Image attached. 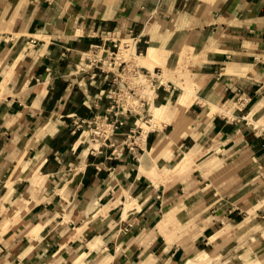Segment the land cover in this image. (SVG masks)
I'll return each instance as SVG.
<instances>
[{"label":"crops","instance_id":"obj_1","mask_svg":"<svg viewBox=\"0 0 264 264\" xmlns=\"http://www.w3.org/2000/svg\"><path fill=\"white\" fill-rule=\"evenodd\" d=\"M102 31L169 79L145 142L90 154L72 120L113 84L74 67ZM258 122L264 0H0V264H213L223 234L233 264H264Z\"/></svg>","mask_w":264,"mask_h":264},{"label":"built area","instance_id":"obj_2","mask_svg":"<svg viewBox=\"0 0 264 264\" xmlns=\"http://www.w3.org/2000/svg\"><path fill=\"white\" fill-rule=\"evenodd\" d=\"M99 38V43L91 45L87 52L82 53L74 69L77 73L88 75L90 79H95L97 74L104 78L111 77L113 86L107 91L109 103L103 114H93L89 119L74 116L73 128L74 131L80 129L78 138L83 137L84 142L97 143V146L90 145V154L98 153L101 146H113L112 139L116 135L123 136L122 146L133 150L145 142L150 132L157 129L151 122L149 109L150 101L154 103L157 97V89L165 87L161 83L163 70L160 67L149 69L139 66L122 56V50L127 53L131 46H134V54L141 55L136 50L137 36L129 34L119 37L113 32L102 31ZM123 39L127 42L123 43L124 48L121 50ZM129 121L131 126L122 130ZM142 124L151 127L145 135Z\"/></svg>","mask_w":264,"mask_h":264},{"label":"rangeland","instance_id":"obj_3","mask_svg":"<svg viewBox=\"0 0 264 264\" xmlns=\"http://www.w3.org/2000/svg\"><path fill=\"white\" fill-rule=\"evenodd\" d=\"M141 66H144V67H147V68H149V69H152L153 67H155V66H159V67H162V70H163V76H164V80L161 82L162 84H167V81H168V79H169V77H168V75H167V73L165 72V67H163L164 66V64H155L154 65V63H150V64H146V65H141ZM177 70H179V69H177ZM176 70V71H177ZM177 94H175L174 95V97L176 96ZM153 104V103H152ZM152 105H151V103H150V110H151V112H152V114H153V116H154V125L156 126H154L155 128H158V127H160V122H159V117H158V113L157 112H154L153 110H152ZM214 112H216V111H213V112H211V114H213ZM252 116V115H251ZM251 118V117H250ZM252 121H253V119H251ZM256 122V121H255ZM263 126L264 125V123H262V122H258V125L257 126H255L257 129H258V127L260 128V126ZM145 129H149L148 127H145V126H143ZM86 134V133H85ZM79 141L81 142V143H84V138L83 137H81V138H79ZM88 141V140H87ZM87 141H85V143L87 142ZM89 142V141H88ZM86 145H91V147L92 146H97V143H92V142H89L88 144L86 143ZM185 160H187V158L185 157L184 159H183V162L185 161ZM181 165V163L179 164V165H177V167L176 168H178L179 166ZM155 169V168H154ZM173 171H175V169H173ZM142 172H144L145 174H147L145 171H142ZM172 173V172H171ZM148 175V177H150L151 178V176L149 175V174H147ZM161 176V174L158 176V177H156V178H151L153 181H155L156 182V180L159 178ZM165 178H167V175H166V173L164 174V176H161V180H164ZM263 217H264V214H263ZM262 220H264V218L262 219ZM262 226H260V227H258V228H261ZM38 228V227H37ZM34 230H36V229H34ZM228 237V235L227 234H223L222 236H219V237H217L218 238V240L219 239H224V238H226V240L225 241H228V243L229 244H227V246L225 247V249L227 250V252H232V254H230V256L232 257V256H234V252H233V250H232V242H233V240H229V238H227ZM243 239H242V237L241 238H239V242H236L235 243V249H238V247H241V246H243V243L244 242H246V240L245 241H242ZM254 240V239H253ZM260 250L262 251L263 250V245L261 246L260 245ZM227 252H221L220 253V255H218V256H216V257H218V259H217V261L216 262H214L213 264H233V259H231L230 258V256L229 255H227ZM207 256V255H206ZM226 256V257H225ZM209 257V256H208ZM213 258V257H212ZM256 259V262H255V264H261V262H259L258 261V258L256 257L255 258ZM252 264H254V262H252Z\"/></svg>","mask_w":264,"mask_h":264},{"label":"bare ground","instance_id":"obj_4","mask_svg":"<svg viewBox=\"0 0 264 264\" xmlns=\"http://www.w3.org/2000/svg\"><path fill=\"white\" fill-rule=\"evenodd\" d=\"M124 42H127V40H125V39H123L122 40V45H121V50L124 48ZM127 50V49H126ZM156 50V49H155ZM128 52V54L124 51V50H122V56L125 58V59H127L128 61H130L131 63H135V64H137V65H139V66H141V65H146V64H149V63H151L152 62V60L153 59H155L156 58V56L158 55H155V54H153V51H149L148 52V54H146L147 56H145V57H142V55H140V54H134V46H131L130 48H129V50H127ZM158 51V50H157ZM156 52V51H155ZM126 53V54H125ZM158 61V60H157ZM156 61V62H157ZM147 68V67H146ZM164 80V76H163V78L161 79V82ZM150 103L152 104L153 102L152 101H150ZM211 105V104H210ZM213 108V107H212ZM218 110V108L217 109H214L213 111H217ZM149 111H150V109H149ZM150 113H151V115H152V123L154 124V116H153V114H152V112L150 111ZM143 126H145V124H142V127ZM155 126V125H154ZM145 127H148L149 129L151 128V127H149V126H145ZM156 127V126H155ZM144 128V127H143ZM149 129H145L144 128V135L146 134V131L147 130H149ZM211 259V258H210ZM209 261L207 260V259H205V260H200L199 262H194V263H190V264H207Z\"/></svg>","mask_w":264,"mask_h":264}]
</instances>
